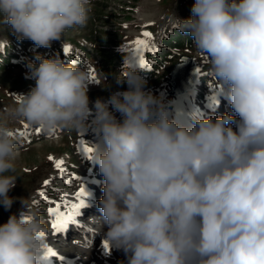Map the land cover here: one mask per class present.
Instances as JSON below:
<instances>
[{"label": "clouds", "instance_id": "obj_1", "mask_svg": "<svg viewBox=\"0 0 264 264\" xmlns=\"http://www.w3.org/2000/svg\"><path fill=\"white\" fill-rule=\"evenodd\" d=\"M92 7L0 0V24L18 41L50 48L85 26ZM175 18L235 115H174L172 102L146 90L131 53L116 77L127 89L91 106L83 70L59 54L37 55L25 74L35 86L17 94L8 115L46 129L92 130L91 160L103 178L94 220L127 264H264V0H195L190 17ZM18 155L19 138L0 120V206H23L0 225V264H42L45 226L24 211V198L9 195Z\"/></svg>", "mask_w": 264, "mask_h": 264}, {"label": "rangeland", "instance_id": "obj_2", "mask_svg": "<svg viewBox=\"0 0 264 264\" xmlns=\"http://www.w3.org/2000/svg\"><path fill=\"white\" fill-rule=\"evenodd\" d=\"M194 3L195 0H92V12L87 24L68 29L62 41H54L50 48H38L30 40L18 41L8 25L0 24V44L7 45L0 53V120L8 121V127L21 142L16 160L15 174L18 179L9 195L24 198V211L36 212L45 231L53 230L47 211L49 201L58 200L88 170L94 176H100L98 166L80 149L82 143L90 146V142L97 143V140L91 129H46L9 117L8 110L20 100L17 94H27L35 86V80L25 78L28 61L35 62L37 55L51 58L59 54L67 64L83 70L90 81L88 96L91 106L97 98L107 99L111 92L127 89L126 83L117 85L116 77L124 64L123 54L130 53L134 54L139 75L147 82L146 90H151L154 95H163L166 101L171 102L178 95L169 92V72L179 61L180 55H187L195 65L196 77L192 90L184 93L194 92L189 104L200 105L208 92L218 90L219 85L209 73L207 57L196 50L191 40L186 42L187 36L176 23L175 16L181 19L190 17ZM144 32L151 33V37H143ZM171 38L178 39L181 44L175 45ZM136 39H146L149 47L154 49L143 52L146 61L144 67L139 64L134 44ZM121 45L122 52L119 51ZM64 47H69L71 51L64 52ZM109 55L111 57L106 59ZM216 97V92L209 95L211 100ZM225 112L235 115L228 102L223 100L208 115L222 116ZM115 115L120 118L119 113ZM25 124L28 125L27 129L24 128ZM37 129L40 131L37 132ZM47 131L50 133H44ZM20 132H27V135L21 136ZM56 160H63V172L56 168ZM46 180L50 181L47 185L44 183ZM101 182L85 197L86 207L81 209L78 222L70 223L69 228L61 233L53 230L49 247L57 252V256L49 257L51 264H63L59 256L68 252H76L82 264H106L97 258L93 262L87 260V256H91L88 252L96 253L97 237L103 230L96 221L101 219L97 207L103 196ZM41 192L46 194L47 199L40 196ZM22 208L20 200H16L7 211L0 206V225L7 222L10 215H19ZM24 218L27 220L29 216L25 215ZM119 254L121 257L114 264H124L127 260L123 251Z\"/></svg>", "mask_w": 264, "mask_h": 264}, {"label": "bare ground", "instance_id": "obj_3", "mask_svg": "<svg viewBox=\"0 0 264 264\" xmlns=\"http://www.w3.org/2000/svg\"><path fill=\"white\" fill-rule=\"evenodd\" d=\"M199 90V89H198ZM210 91V90H209ZM213 92L217 93V90H212L210 92H208V95L205 99L204 102H202L200 105L195 104L190 105L189 102L191 100V98L194 97V92L192 93H184L181 95H178L177 97H175L171 102V110L173 112L174 115H179L181 118L187 119L191 116V114L196 113V114H203L205 112H210L213 111L216 107V104L214 102H212L213 100H211L209 98V95L212 94ZM218 98V99H217ZM219 100L221 101H227L226 99H224L223 96L221 95H217V97L215 98V100ZM46 134H49L50 132H44ZM19 143H21L19 141ZM90 146H92L94 143V141L91 143L90 142ZM82 145H84V143H82L80 145V149L82 150ZM83 151V150H82ZM100 176H94V174L92 172H90L89 170L78 180V182L76 183L75 186H73L71 189L66 190L65 192H63L60 196V198L58 200H55V203H58L61 205V208L63 211L65 212H69L71 210L70 206L73 203H77V199H76V192L79 191V189L81 187L85 188L86 192L89 193L91 192L96 183L98 181H100ZM85 199V198H84ZM54 206L53 204H49V207ZM81 216V211L80 214L75 218V220L77 221L78 218H80ZM52 217L50 216V220L52 221ZM78 222V221H77ZM102 226H100L101 229ZM106 231V229H103L99 234V236L97 237V243L96 246L94 247V250L96 251V253L91 254L90 252H88L87 254H90L91 256H87L89 259L87 260H91L93 261H97L98 260H103L104 263L106 264H114V261L116 259H119L121 256H119L122 250H119L116 245L109 241L106 236L104 235V232ZM104 231V232H103ZM45 236H43L46 245L49 246V243L51 242L52 239V234H53V230H51L50 232L45 231ZM105 243H107L108 247L107 249L105 248ZM91 245V244H90ZM55 251V250H54ZM88 251V250H87ZM65 254V253H64ZM64 257V264H82L78 258L77 253H71L68 252V254L66 253L65 255H60ZM94 256V257H93ZM97 258V259H96ZM48 258H44L43 257V253H42V261L43 263L45 262H49V259L47 261ZM101 263H103L101 261ZM89 264V262H88ZM92 264V263H91ZM124 264H127V260L124 262Z\"/></svg>", "mask_w": 264, "mask_h": 264}, {"label": "snow or ice", "instance_id": "obj_4", "mask_svg": "<svg viewBox=\"0 0 264 264\" xmlns=\"http://www.w3.org/2000/svg\"><path fill=\"white\" fill-rule=\"evenodd\" d=\"M143 37L149 38L151 37V33L149 32H144ZM135 44V49L136 52L139 56V64L141 67L146 66V61L143 56L144 51H153V48L149 47V44L146 39H136L134 41ZM64 52H69L71 49L69 47H64L63 48ZM28 125L25 124L24 128L27 129ZM40 129H37V132H39ZM21 136H26L27 132H20ZM82 150L84 153L89 154V158L91 159V153L93 151V148L84 144L82 145ZM49 159H53L52 157H49ZM63 160H56L55 161V166L57 169H59L61 172L64 171L63 168ZM46 185L50 183V181H45L44 182ZM76 199L77 203L71 204L70 208L71 210L69 212H65L62 210L61 205L58 203H55V201H49V203L53 204L54 206L48 207L47 211L49 215L53 218L51 221V227L56 233H61L66 231L69 228L70 223H75V218L80 214V211L83 207H86L85 203V197L88 195L86 192L85 188L81 187L78 192H76ZM41 197H44L47 199L46 194L44 192L40 193ZM30 219V217H29ZM42 236H45V233H41ZM108 245L105 243V248L107 249ZM57 252L53 250L52 247H49L48 245H45L44 251H43V257L48 258V257H56ZM59 259L62 261L64 260L63 256H60Z\"/></svg>", "mask_w": 264, "mask_h": 264}, {"label": "water", "instance_id": "obj_5", "mask_svg": "<svg viewBox=\"0 0 264 264\" xmlns=\"http://www.w3.org/2000/svg\"><path fill=\"white\" fill-rule=\"evenodd\" d=\"M179 60L173 65L167 79L170 86L169 92L173 95L189 92L195 83V65L191 57L180 55Z\"/></svg>", "mask_w": 264, "mask_h": 264}, {"label": "trees", "instance_id": "obj_6", "mask_svg": "<svg viewBox=\"0 0 264 264\" xmlns=\"http://www.w3.org/2000/svg\"><path fill=\"white\" fill-rule=\"evenodd\" d=\"M171 40H172V42L175 44V45H177V46H179V44H181V43H178V39H176V38H171ZM185 40H186V42H188L189 40H191V38L190 37H186L185 38ZM182 44H183V42H182ZM111 56L109 55L108 57H105L106 59L107 58H110Z\"/></svg>", "mask_w": 264, "mask_h": 264}]
</instances>
